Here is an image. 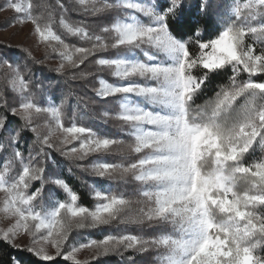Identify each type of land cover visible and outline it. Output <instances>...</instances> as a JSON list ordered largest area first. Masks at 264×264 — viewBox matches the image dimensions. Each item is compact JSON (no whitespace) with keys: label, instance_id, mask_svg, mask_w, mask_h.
<instances>
[{"label":"snow or ice","instance_id":"1","mask_svg":"<svg viewBox=\"0 0 264 264\" xmlns=\"http://www.w3.org/2000/svg\"><path fill=\"white\" fill-rule=\"evenodd\" d=\"M76 3L95 18V30L71 23L62 0L55 5L49 0H7L6 7L18 14L16 23L31 24L37 45L45 47V59L59 60L52 71L61 77L71 70V80L86 79L94 73L85 69L95 64L115 78H99L93 92L105 101L115 99V119L136 158L127 164L95 162L91 173L125 183L130 177L136 189L131 196L94 190L97 203L89 208L78 203V194L65 180L53 178L47 169L51 151L84 160L125 141L78 126L75 116L65 126L66 98L58 105L37 102L45 94L44 82L52 80L38 77L34 86L33 66L44 60H36L23 44L3 45L10 55L6 51L0 57V65L9 70L0 88V153L5 154L0 216L14 222L0 229V242L31 254H11L8 264H58V258L80 264L82 249L93 250L92 259L98 260L152 248L158 250L157 264H264V80L253 79L264 74V0ZM57 25L82 45L67 43ZM110 50L112 56L101 55ZM138 50L145 60L137 58ZM229 70L228 82L214 98L197 105L210 79ZM242 73L245 79H240ZM5 88L15 94L12 103ZM41 114L49 117L43 136L33 126ZM10 115H19L23 123L14 127ZM25 130L36 133L35 152L21 150L28 142L22 139ZM56 133L61 134L59 143L52 142ZM46 184L67 198L49 195L46 205ZM112 224L154 227L157 234L151 239L109 234L64 250L74 229ZM22 233L31 237L23 249L16 244ZM127 260L136 264L131 256Z\"/></svg>","mask_w":264,"mask_h":264},{"label":"rangeland","instance_id":"2","mask_svg":"<svg viewBox=\"0 0 264 264\" xmlns=\"http://www.w3.org/2000/svg\"><path fill=\"white\" fill-rule=\"evenodd\" d=\"M111 2V0H109ZM49 3L55 5V0H49ZM62 3L66 7L69 8V12L66 14V18L73 23L76 26L81 25L83 23L84 25H90L91 29H96V24L94 23L95 18L86 15L81 9L80 6L76 3V0H62ZM7 0H0V57L4 55L6 51H8L10 55V50H6L3 45L5 44H11L12 47H16L18 45H25L27 46L31 51L33 56L36 60H44L43 64H37L33 66V72L35 75L32 76V80L34 82V86L36 83H39V80H43L44 76L51 77V82L45 81L42 87L45 89L44 95H38L37 102L42 104L43 106H47L50 101L47 100V94L49 91H54L56 88H60V83H63L61 85H64V88L69 90L67 91V94L70 96V99L80 101L81 106L84 103V101L90 102V104L87 106L88 114L95 116V119L104 122L105 124L109 125L112 128V132L100 134L97 130H93L97 132L99 135L106 136L109 138H116V139H123L125 141L124 146H113V149L109 153H99V154H91L84 160H75V159H68L69 162H71L79 171H82L83 174L87 173L89 175H92L91 173V166L95 162H108V163H124L127 164L129 162H133L135 160V154L131 153L128 148L127 144L131 143L129 137L126 135V132L121 131V122L115 119V115L118 111V105L114 98H109L107 101L104 100V98H97L93 92V88H98L99 78L107 79L109 82H115V78L111 77L110 73L107 70H98L97 66L95 64H89L88 67L85 69L87 72L94 73V75L88 76L86 79L80 80H71L69 77V72L71 70H66L64 77H61L59 74L52 71L56 67H58L59 60L57 58H50L45 59V47L43 45H37L35 37L31 35L32 26L31 24L27 25H20L19 23H16L17 15L13 10L7 9ZM57 19H59V13L57 14ZM107 21H105V24L107 25ZM56 30L58 34L62 35V38L65 39L67 43L74 44L76 46H81L83 42L79 41L78 38L67 36L66 33L63 32L62 29L59 28V26H56ZM97 34H101L100 32H97ZM101 55L110 57L113 55V51L110 50L109 52L102 53ZM137 58L141 60H145L142 53L137 51ZM9 70L6 66L0 65V88L4 87L3 82V75L4 73H7ZM41 73L43 75H41ZM39 77V80H38ZM56 81V82H55ZM5 95L9 98V103H12V97L15 95L10 90L5 88ZM69 108V100H66V104L64 105V124L65 126H70V123L73 120V116L71 115ZM83 108V107H82ZM2 111V109H0ZM105 112L108 114L105 115ZM88 114H83L81 117L89 119V128L95 127L97 125L96 123L92 122V120L89 118ZM11 115L9 116L10 119ZM14 117H17L20 119L19 115H16ZM21 120V119H20ZM49 121V117H47L44 114H41L38 117H34L33 120V126H37L38 132L43 136L46 135L48 132V127H46V124ZM23 122V121H22ZM75 122H77L78 126H84V123L81 119H75ZM102 123L103 125H105ZM30 134L34 135V138L36 137V133H33L30 130H27ZM61 139V134L56 133L52 137L53 143H59V140ZM75 144V142H74ZM74 145H69L66 147H71ZM38 145L35 144L33 146V149L37 150ZM56 152L59 155V151H51V153ZM48 158L47 162H51V158ZM62 156V155H61ZM64 157V156H63ZM48 169V166H47ZM49 170V169H48ZM14 174V173H13ZM94 176V175H92ZM55 178V176H53ZM108 180V179H107ZM114 183L117 184L119 191L116 194L123 193L125 195L131 196L135 189L136 185L131 181V178L129 177L128 182L125 183L124 181L120 180H111ZM38 183V182H36ZM48 185V184H47ZM52 185V184H50ZM35 186V185H34ZM54 186V185H53ZM94 196V193H93ZM5 198V194L3 192H0V204H2L3 200ZM136 198V197H132ZM14 221L6 219L2 216H0V229H7L11 227L12 223ZM113 225V224H112ZM111 225V226H112ZM114 226H120L122 229L115 232L113 235H121V234H135V235H143L146 239L154 238V236L157 234V231L154 227H147L143 226V228L139 226H124V225H117L114 224ZM107 227V226H101L90 234L91 237L100 235L101 229ZM89 229H74V233L70 234L69 241L65 244L64 250L70 251L72 246H78L81 243H84L82 237H78L79 231H85ZM94 229H90L89 231H92ZM72 231V232H73ZM103 231V230H102ZM16 244L19 246V248H26L28 245L31 244V237L25 234H21L16 238ZM48 250L52 253H54V249L47 246ZM157 249L152 248L147 252L143 253H135L132 250L124 251L123 256L119 254H110L108 256L101 257L98 260H93L92 257L94 255L93 250L90 249H82L77 254V259L82 264H102L104 260L109 261H115V258L119 261V264H129V261L127 260V257L131 256L135 259L136 264H157L156 256H157ZM139 258L140 260H137ZM111 263V262H110Z\"/></svg>","mask_w":264,"mask_h":264},{"label":"trees","instance_id":"3","mask_svg":"<svg viewBox=\"0 0 264 264\" xmlns=\"http://www.w3.org/2000/svg\"><path fill=\"white\" fill-rule=\"evenodd\" d=\"M224 2V0H216L217 4H220ZM215 19V18H214ZM207 21H205L206 23ZM192 50L195 51V45L192 46ZM230 75V70L226 74L219 75V76H214L210 81L206 84V86L203 89V92L200 96L197 97L196 99V104L197 105H203L205 102L208 100H211L214 98L215 93L219 90V86L226 84L228 82V76ZM247 77V74H241L240 79H245ZM257 82L264 80V74L258 75L256 77H253ZM56 82V81H55ZM63 83H60V88H56L54 91H49V93L46 95L47 100L50 101V103L53 104H60L62 100L66 98V100H69V108L68 110L70 111L71 115L77 119H81L84 123V126L87 127L89 126V119L81 117L83 114H88L87 106L90 104L88 101H84V103L81 106V103L78 99L73 100L72 98L70 99V96L67 94V91L69 88L65 89L64 85H61ZM66 104V103H65ZM86 105V106H85ZM83 107V108H82ZM89 118L92 120V122L96 123L95 127H91L93 130H97L100 134H105V133H110L112 132V128L105 124L104 122H100L95 119V116H92L90 114ZM10 120L14 122V127H19L23 122L14 116L10 117ZM77 123V122H76ZM104 123L105 125H103ZM78 124V123H77ZM79 125V124H78ZM22 139H26L28 142L27 143H22L21 144V150L24 148H31L33 152L36 150L33 149V146L35 145L34 143V135L30 134L27 130L22 132ZM27 155V153H25ZM261 153L259 150H257L256 156L259 157ZM5 154L0 153V163L4 161ZM51 162H47L48 166V171L54 174L55 178H61L65 180L69 186L72 188V190L78 194L79 196V201L83 206H88L89 208H92L97 201L94 199L93 193L94 190H100V191H105V192H112V193H117L119 191V188L116 183H114L111 180L107 179H101L96 176L89 175L87 173L83 174L82 171H79L71 162H69L65 157L59 155L56 152L51 153L50 155ZM45 204H48V196L52 195L54 197H59L60 200L66 199V194L63 193L62 190L59 188L46 184L45 185ZM48 189H53V192L50 194L48 192ZM107 227H104L101 229V234L91 237L90 234L96 231L97 229H94L92 231L85 230V231H79L78 237H82L83 241H87L88 239H103L105 236L109 234H114L115 232L119 231L122 229L120 226H114V224L111 225H106ZM103 230V231H102ZM157 231V229L155 228ZM74 231L72 232V234ZM22 249V248H21ZM11 254H16L21 257L24 256H31V254L24 253V252H17L16 249L8 247L6 244L3 242H0V264H8L9 261V256ZM137 260H140L137 258ZM111 262V263H110ZM39 264H46V262H39ZM58 264H72L71 261H64L62 258H58ZM82 264V263H80ZM102 264H119V261L115 258V261H109V260H104Z\"/></svg>","mask_w":264,"mask_h":264}]
</instances>
